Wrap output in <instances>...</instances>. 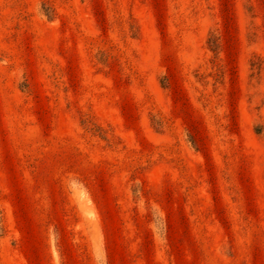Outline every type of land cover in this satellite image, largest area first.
Masks as SVG:
<instances>
[{"label": "rangeland", "instance_id": "rangeland-1", "mask_svg": "<svg viewBox=\"0 0 264 264\" xmlns=\"http://www.w3.org/2000/svg\"><path fill=\"white\" fill-rule=\"evenodd\" d=\"M77 111L110 128L114 147ZM36 136L104 171L101 205L62 179L59 241L24 199L34 181L25 141ZM133 166L153 195L138 205ZM154 202L168 215L165 242L147 213ZM0 210V264H264V0H0Z\"/></svg>", "mask_w": 264, "mask_h": 264}, {"label": "trees", "instance_id": "trees-1", "mask_svg": "<svg viewBox=\"0 0 264 264\" xmlns=\"http://www.w3.org/2000/svg\"><path fill=\"white\" fill-rule=\"evenodd\" d=\"M81 1L82 3H86L87 0ZM40 12L42 17L48 22H52L57 16L55 8L53 6H49V4L44 1H41ZM128 28L131 37H135L136 35L134 34L135 32L137 33V29L133 23H130ZM218 40L219 39L217 37L211 36L207 41L210 51L215 54L217 50L220 49ZM96 55L98 62L105 66L107 64L105 53L103 51H97ZM262 70V61L258 59L256 64L253 63V65H250V78L253 80L259 79ZM159 86L163 90L170 89V85L165 77L159 80ZM16 88L19 92L25 93L29 89V84L27 80L24 79L17 83ZM76 114L78 116L79 125L85 132L93 136L95 135V137L107 143L109 148L114 147V140L117 138L110 128L102 126L96 117H93V115L88 112L77 111ZM148 120L151 129L155 133H164L165 122L159 115L149 113ZM253 130L257 136H261L262 130L260 127L255 126ZM186 136L189 144L194 149L196 146V140L193 139L187 131ZM50 141V143H46L45 136H36L35 138L27 139L25 141V155L28 161L27 166L34 181L31 184L28 183L26 185L24 199L31 205V212L35 221L39 220L44 224L48 223L49 220L53 222L50 224L51 232H53V235L56 237V241H59L61 229L59 223L60 210L57 203V195L60 199V183L62 182V179H66L70 190L80 187L86 191V193L97 205H101L102 201L105 199V193L103 186L101 185L102 183L100 184L101 180L99 177L104 175V171L100 166L95 165L94 162L86 161L87 164L78 162L77 159H81V157H83L80 153L70 149L68 146L55 143L53 139ZM43 145L47 150L43 153L45 155V160L44 162H39V149L43 148ZM57 158L61 159L60 163L57 161ZM72 160L77 161L76 164L72 165ZM139 170L140 167H129L130 191L135 205L143 202V199L145 198L149 201L150 196H153L152 194H149V189L145 188V183L142 181V176L138 172ZM56 188L57 193L55 192ZM147 205V213L152 221L153 230L156 229L159 233H162V236H160L159 239L165 242L167 239V229L170 230L168 215L164 210H162L157 202H154V204L151 205L147 203ZM1 212L0 232L3 230V232L6 233L3 229L4 219ZM155 234L153 233L154 237L156 236ZM56 246L58 248V243ZM167 262L169 264L172 263L170 260H167Z\"/></svg>", "mask_w": 264, "mask_h": 264}]
</instances>
